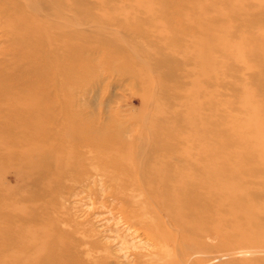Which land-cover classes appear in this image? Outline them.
Here are the masks:
<instances>
[{"label":"rangeland","instance_id":"rangeland-1","mask_svg":"<svg viewBox=\"0 0 264 264\" xmlns=\"http://www.w3.org/2000/svg\"><path fill=\"white\" fill-rule=\"evenodd\" d=\"M218 36L226 39L218 48L204 45ZM194 62L209 73H193ZM192 80L204 81L199 97H212L198 117L215 119L217 152L216 134L232 122L244 136L253 132L264 115L245 102L264 108V0H0V264H151L164 229L178 264H264V241L244 259L236 245L182 257L184 232L140 192L139 177L110 162L117 152L91 144L96 131L130 144L137 176L152 160L178 155L182 91ZM17 95L26 103H14ZM223 140L233 150L231 136ZM26 143L46 149L19 176L3 151ZM230 160L240 168L231 175L243 192L238 202L264 206L254 153ZM17 204L20 213L7 208ZM157 216L165 226L153 223ZM255 216L264 237V211Z\"/></svg>","mask_w":264,"mask_h":264},{"label":"bare ground","instance_id":"bare-ground-1","mask_svg":"<svg viewBox=\"0 0 264 264\" xmlns=\"http://www.w3.org/2000/svg\"><path fill=\"white\" fill-rule=\"evenodd\" d=\"M134 1L140 2L142 0ZM33 29L36 30H33L36 34H39L37 32L40 31L43 32L45 46L56 47L53 40L48 37L50 36L49 33H46L43 29H36V27ZM219 40L225 41L226 39L223 36H218L212 37L211 41L203 42L206 47H212L211 49H213L219 47ZM211 54L209 57H211ZM193 58L199 59L196 54L193 55ZM205 58H208V55ZM190 70L193 73L199 72L203 76L209 73L206 68L198 67L195 62ZM203 82L192 80L189 87L182 91L181 105L183 106V112L179 125L182 127L181 132L186 131L187 133L185 132L179 138L180 142L183 143L181 147L185 148L178 155H164V157L152 160L142 169L139 168L141 169V175L137 176L136 166H138V161L132 154L130 144H122V148H120V138L118 136L114 138L115 140L104 141L105 139L102 138L103 132L101 134L98 131L92 133L89 131L92 136L90 138L91 144L95 148L101 149L104 146L108 150L117 152L110 159V162L117 167L120 166L126 169L127 176L131 181L135 182L136 178L139 177L142 188L139 191L151 195V201L157 207H162V215L168 220L169 225L176 227L177 232L180 230L184 232V243L179 246L182 257L189 256L192 253L204 254L211 251L213 247L223 250L222 252H228L236 245L235 251L240 249L245 252V255L240 256L241 259H244L247 254L249 255L254 251L252 247L254 244L260 246L264 241L260 231L255 230L252 224L256 218L255 215L264 211V206H249L238 202L237 199L242 197L243 192H240L238 182L233 180L231 175L238 174L240 168L231 162L230 157L237 158L247 150L252 151L263 172V176L259 181L261 188L264 189V118L259 119L250 126L253 132L246 136L241 133V129L233 126V122L226 126L223 133L216 134L222 146V152H217L216 149L219 148V144L218 146L216 144L212 145L210 142V139L214 137L211 127L215 119L205 120L198 117V111L207 108L212 99L210 95L199 97L204 89ZM23 102L26 103V99L21 96L14 100V103L21 105ZM245 105L248 107L250 105V110L255 113H263L264 115L263 106L255 99H247ZM72 124L74 125L73 122H68L63 131L64 136L68 137L71 134L68 125L72 127ZM36 126L37 124H33L30 128L36 129ZM200 132H203L202 137L199 136ZM224 136H231L234 141V146L231 148L233 150L225 151L223 149ZM45 149L39 144L26 143L20 147L19 151L15 152L7 148L3 152L5 155L7 154V162L15 166L18 175L22 176L36 163V155L44 152ZM119 149H121L120 152ZM214 151L217 154H214ZM7 208L18 213L23 211V206L18 204L14 207L7 206ZM154 219L153 223L159 222L162 226L166 225L161 217L157 216ZM242 222H244V226H241ZM230 233L234 236L232 238L234 243L229 244L227 238ZM171 235L166 229L159 230L160 249L157 258L151 264H178L171 252L173 246ZM28 237L30 239L28 242L34 241L31 235Z\"/></svg>","mask_w":264,"mask_h":264}]
</instances>
